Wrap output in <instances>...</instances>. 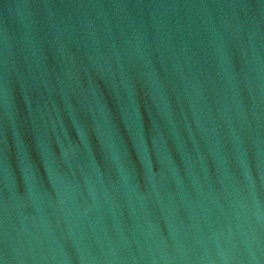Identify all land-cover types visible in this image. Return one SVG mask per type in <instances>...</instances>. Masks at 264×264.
<instances>
[{
    "label": "water",
    "instance_id": "obj_1",
    "mask_svg": "<svg viewBox=\"0 0 264 264\" xmlns=\"http://www.w3.org/2000/svg\"><path fill=\"white\" fill-rule=\"evenodd\" d=\"M0 264H264V0H0Z\"/></svg>",
    "mask_w": 264,
    "mask_h": 264
}]
</instances>
